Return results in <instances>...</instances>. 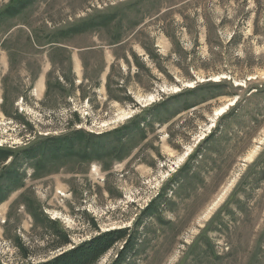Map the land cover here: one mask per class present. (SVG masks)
Segmentation results:
<instances>
[{"label": "rangeland", "instance_id": "374dc122", "mask_svg": "<svg viewBox=\"0 0 264 264\" xmlns=\"http://www.w3.org/2000/svg\"><path fill=\"white\" fill-rule=\"evenodd\" d=\"M11 1L0 0V146L129 137L120 159L53 160L38 177L22 165L23 186L0 203V264L124 227L136 251L121 264H264V0H32L2 15ZM211 83L220 95L188 93Z\"/></svg>", "mask_w": 264, "mask_h": 264}, {"label": "trees", "instance_id": "16d2710c", "mask_svg": "<svg viewBox=\"0 0 264 264\" xmlns=\"http://www.w3.org/2000/svg\"><path fill=\"white\" fill-rule=\"evenodd\" d=\"M32 0H13L4 10L2 15L14 17L21 13V11ZM91 22L76 24L70 28L60 31V34L68 35L72 33L84 32L91 28ZM50 42H57L51 40ZM59 42V41H58ZM222 84H205L199 85L188 93H194L198 89H206L209 96L204 98L209 99L214 96L220 95L219 88ZM184 92L174 95L177 98L182 97ZM187 94V93H186ZM176 98V99H177ZM165 103H158L162 106ZM197 102H189L185 105L184 109H188L196 105ZM228 113V112H227ZM132 121L128 130L137 127L133 133L139 132L137 129L142 123V119L138 115L131 117ZM85 135V139L82 138ZM129 137L128 132H122L120 128H116L114 132L107 134H83L81 131H72L64 136H44L32 145L17 148L16 150L6 149L0 146V161H4L7 157L11 160L7 166H3L0 172V203L7 200L10 194L23 186L22 177L23 172H19L22 165L30 163L33 167V177L41 175V170L50 161L53 160H66L67 158L76 157L77 159H94L102 160L104 157H117L120 159L126 147L125 141ZM152 204L145 207V211H149ZM34 218L36 216L32 213ZM118 242H123L121 249L117 252L116 258L112 264H121L125 259L127 253H134L136 246V239L130 231L129 227L115 228L101 231L86 240H83L70 248L62 249L49 259L37 262L35 264H94L103 254H105L112 246Z\"/></svg>", "mask_w": 264, "mask_h": 264}, {"label": "crops", "instance_id": "0c3cea01", "mask_svg": "<svg viewBox=\"0 0 264 264\" xmlns=\"http://www.w3.org/2000/svg\"><path fill=\"white\" fill-rule=\"evenodd\" d=\"M41 83L43 84V89H41V88H39V96H37V98L40 100V101H42L41 100V97H43L45 94H46V88H45V83H46V79H45V77L44 76H42L41 77ZM31 95H33V94H31ZM36 95V94H35ZM35 97V96H34Z\"/></svg>", "mask_w": 264, "mask_h": 264}, {"label": "bare ground", "instance_id": "6f19581e", "mask_svg": "<svg viewBox=\"0 0 264 264\" xmlns=\"http://www.w3.org/2000/svg\"><path fill=\"white\" fill-rule=\"evenodd\" d=\"M224 108H225V107H222L220 110H218L219 113L223 112Z\"/></svg>", "mask_w": 264, "mask_h": 264}]
</instances>
